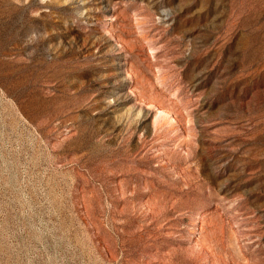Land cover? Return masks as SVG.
<instances>
[{"label":"rangeland","instance_id":"obj_1","mask_svg":"<svg viewBox=\"0 0 264 264\" xmlns=\"http://www.w3.org/2000/svg\"><path fill=\"white\" fill-rule=\"evenodd\" d=\"M0 264H264V0H0Z\"/></svg>","mask_w":264,"mask_h":264},{"label":"bare ground","instance_id":"obj_2","mask_svg":"<svg viewBox=\"0 0 264 264\" xmlns=\"http://www.w3.org/2000/svg\"><path fill=\"white\" fill-rule=\"evenodd\" d=\"M195 222H196V221H195ZM194 232H195V231H194V230H192V232H191V233L193 234Z\"/></svg>","mask_w":264,"mask_h":264}]
</instances>
